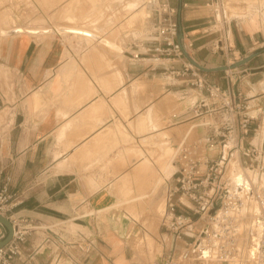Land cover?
<instances>
[{
	"label": "crops",
	"instance_id": "1",
	"mask_svg": "<svg viewBox=\"0 0 264 264\" xmlns=\"http://www.w3.org/2000/svg\"><path fill=\"white\" fill-rule=\"evenodd\" d=\"M9 2L0 13V185L18 202L13 212L38 223L96 212L77 222L95 238L84 264H152L147 237L161 246L157 261L158 209L173 183L165 175L167 141L175 147L203 133L183 135L188 124L180 121L197 96L170 75L181 63L154 52L155 15L147 8L143 25L129 17L60 19L37 0ZM236 2L226 37L202 3L182 8L180 26L187 52L204 67L257 53L230 79L226 71L202 73L254 97L261 118L264 71H253L264 69V23L256 14L232 15ZM34 243L23 244L15 264H67L49 251L28 259Z\"/></svg>",
	"mask_w": 264,
	"mask_h": 264
},
{
	"label": "built area",
	"instance_id": "2",
	"mask_svg": "<svg viewBox=\"0 0 264 264\" xmlns=\"http://www.w3.org/2000/svg\"><path fill=\"white\" fill-rule=\"evenodd\" d=\"M188 1L182 0L181 8L187 7ZM232 3L233 0H204L213 14V27L223 26V31L219 29L222 35L225 24L231 20L227 16ZM145 4L156 18L154 52L181 63L179 69L170 70V75L184 80V85L197 96L183 114L188 117L180 122L189 125L188 132L203 131L193 140H187L186 136L175 146L174 171L170 176L173 183L168 187L160 218L162 253L152 264H203L213 258L225 264L231 257L246 203L253 206L260 226L255 264H264V112L259 118L253 113L254 97H248L233 84L223 89L211 83L185 59L183 51L192 45L184 39L181 44L177 42L178 9L173 0H146ZM216 50L222 51L217 46ZM233 71L226 70L229 79L234 76ZM13 200L8 187L0 185V214L12 226L10 241L0 247V264L22 260V246L30 239L35 243L28 259L49 251L57 262L84 264V257L94 251V235L77 222L96 212L38 223L17 216L13 210L18 202ZM200 221L204 226L198 230ZM197 232L202 242L194 240ZM5 235L0 225V240ZM186 237L192 241L181 244ZM188 247L196 258L184 257ZM216 247L219 251L213 252L212 257V249Z\"/></svg>",
	"mask_w": 264,
	"mask_h": 264
},
{
	"label": "rangeland",
	"instance_id": "3",
	"mask_svg": "<svg viewBox=\"0 0 264 264\" xmlns=\"http://www.w3.org/2000/svg\"><path fill=\"white\" fill-rule=\"evenodd\" d=\"M9 1L10 0H0V13L2 12L3 9L6 10V7L10 6ZM37 2L40 6V10H42L43 13L47 14L51 10H54L53 12H51V14H53V15H51L52 18H60V19L61 18H75V17H83V18H89V19L129 17L132 21H136V22L141 23L143 25V23H146L145 21L147 20L146 17L148 14L147 10H146L147 7L145 4L146 0H37ZM194 2L204 4V0H190V1H188L189 4L194 3ZM142 3H143V5L140 7V5ZM173 3L176 4L177 0H173ZM240 3H242L243 5H241ZM115 4L120 5L119 10H112L111 9V7H113V5H115ZM129 4H131V5H129ZM6 11H8V10H6ZM208 11H209V9H208ZM210 14H211V12H210ZM231 14L234 16H237L239 19L243 18L245 15L256 14L257 16H259L261 18L262 23H264V0H237L235 7L231 10ZM216 29H221L223 31V26L221 24H216ZM149 30H150V32L151 31L153 32L151 26L149 27ZM260 71H264V69H258V70H255L253 72H260ZM188 126L189 125H187V126H185V128H183V135L187 132ZM195 134H196V132H194V130H193L190 133L188 139H191L193 136H195ZM167 147L168 148L166 149V159H167L168 165L166 168L167 172L165 175H167V177L169 178L171 173H173V171H174V165L172 162V158H173L175 147L169 143V140L167 141ZM163 209H164V206L162 204V206H160L158 209L159 215L162 214ZM251 212L252 211H249V212L244 211V213L242 214V217L240 218V222H241V219H243L244 220V221L242 220L243 223L247 224L246 221H247V218L249 219V217H250L249 215L251 214ZM253 212H254L253 218H255L254 220L257 223L258 222L257 221V213L254 210H253ZM247 214H248V216H247ZM197 225L199 226L198 230H200L201 228H203L204 222L200 221ZM247 230L248 229L246 226H245V228H243V226H241V229L238 230V235H237L236 241H239L241 239L243 240L244 235H245V231H247ZM147 240L149 242L148 246L150 248L149 249L150 262L152 263L155 261L154 260L155 256L161 252V246L157 245L155 240H153L152 238L150 239L147 237ZM194 240L197 241L198 243H199V241H201L199 232H197L194 235ZM256 240H257V238H256ZM256 240H255V244H256ZM234 245L237 246L236 244H234ZM217 246H218V244H217ZM189 248L190 247H188V250L186 251V254L184 257L187 259H191L193 257L196 258L194 255H192L190 253L191 251L189 250ZM237 251H238V248L232 246L231 257H228L227 260H230L232 258V256L234 255L233 253L237 252ZM245 252H246V247L241 252L242 254L240 255V261L238 264H254L253 261H247L246 263H244L242 261V259L245 256ZM216 253H218V252L216 251ZM214 260H216V259L213 258V259L209 260V263L210 262H211L210 264H213V262H214V264H221L222 263V262H217ZM209 263L207 261V262H204L203 264H209Z\"/></svg>",
	"mask_w": 264,
	"mask_h": 264
},
{
	"label": "bare ground",
	"instance_id": "4",
	"mask_svg": "<svg viewBox=\"0 0 264 264\" xmlns=\"http://www.w3.org/2000/svg\"><path fill=\"white\" fill-rule=\"evenodd\" d=\"M253 210H254L253 209V206L250 207L246 203V206H245V208H244L243 211H247V212L252 211L253 212ZM252 212H251L252 215L251 214L249 215L250 216L249 219L245 216L247 218V221H246L247 224H244L243 223V221H244L243 219H241V222H239L238 230L241 229V226H243V228H245V226H246L248 230L245 231V235H244L243 240L241 239L239 241H236L238 232L235 235L236 239H235V243L234 244H236L237 246L234 245V247H237L238 248V251L237 252H234L233 253L234 255L232 254L233 256H232V258L230 260H228L226 262L227 264H238L239 261H240V255L242 254L241 252H242V250L245 249V247H246V252H245V256L242 259V261L244 263H246L247 261H253L254 264H255V255H256V244H255V240H256V238L258 240V237H259V234H260V226H259L258 222L257 223L255 222V220H254L255 218H253L254 212L253 213ZM247 216H248V214H247ZM257 240H256V243H257ZM217 250L218 249H216V250L212 249V255H211L212 257H214L213 256V252H215ZM206 253L207 252H205L204 254H206ZM214 261H216V260H214ZM208 263H209V261H208ZM213 264H214V262H213Z\"/></svg>",
	"mask_w": 264,
	"mask_h": 264
},
{
	"label": "water",
	"instance_id": "5",
	"mask_svg": "<svg viewBox=\"0 0 264 264\" xmlns=\"http://www.w3.org/2000/svg\"><path fill=\"white\" fill-rule=\"evenodd\" d=\"M181 2L182 0H178L177 2V9H178V33H177V42L179 44H181V41L183 39V33H182V30H181V26H180V14H181ZM183 54H184V57L187 59V61L189 63H191L194 67H196L198 70H200L201 72H204V73H209V72H217V71H226V70H232V69H236V68H239L241 67L242 65L246 64L247 62H249L252 58H254L257 53H252L246 57H244L243 59L235 62V63H232L230 65H225V66H219V67H215V68H207V67H204L202 65H199L198 63H196L194 61V59L189 55V53L187 51H183ZM0 225L5 229V232H6V235L5 237L0 240V247L4 246L5 244H7L11 237H12V226H11V223L8 221V219L0 214Z\"/></svg>",
	"mask_w": 264,
	"mask_h": 264
}]
</instances>
